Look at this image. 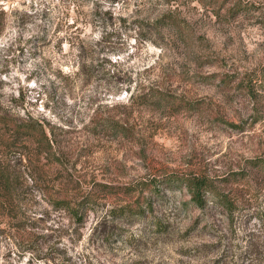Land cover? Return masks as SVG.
I'll return each mask as SVG.
<instances>
[{"label":"rangeland","instance_id":"obj_1","mask_svg":"<svg viewBox=\"0 0 264 264\" xmlns=\"http://www.w3.org/2000/svg\"><path fill=\"white\" fill-rule=\"evenodd\" d=\"M0 5V264H264V0Z\"/></svg>","mask_w":264,"mask_h":264},{"label":"trees","instance_id":"obj_2","mask_svg":"<svg viewBox=\"0 0 264 264\" xmlns=\"http://www.w3.org/2000/svg\"><path fill=\"white\" fill-rule=\"evenodd\" d=\"M3 8L0 5V19H2ZM2 23V22H1ZM15 122V123H14ZM10 121L6 117L0 115V145L10 150L11 147L19 145L26 150V155H34V152L40 149L37 155L44 153L46 157L51 155L53 160L57 157V152L54 145L53 138H47L46 131L40 125L17 123V121ZM23 122V121H22ZM50 133V132H47ZM51 134V133H50ZM49 135V134H48ZM53 135V134H52ZM43 140H42V138ZM56 148V149H55ZM22 155V154H21ZM264 164L259 163L256 165L259 171L264 174ZM7 166L2 169L0 167V206L10 205L13 195H11L10 176L6 174ZM177 183L183 185L190 195L191 202L197 207H204L208 197L214 198L215 203L227 207V202L219 194L214 192L213 186L207 178L203 177H183L176 178ZM169 181V180H167ZM156 186H152V192L157 191ZM124 212L128 211L126 208Z\"/></svg>","mask_w":264,"mask_h":264}]
</instances>
